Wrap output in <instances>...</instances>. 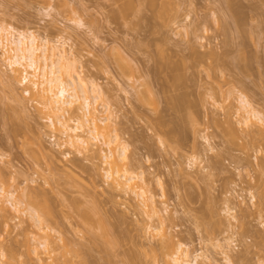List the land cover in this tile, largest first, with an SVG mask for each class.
Listing matches in <instances>:
<instances>
[{
    "label": "rangeland",
    "instance_id": "374dc122",
    "mask_svg": "<svg viewBox=\"0 0 264 264\" xmlns=\"http://www.w3.org/2000/svg\"><path fill=\"white\" fill-rule=\"evenodd\" d=\"M0 26L65 43L75 74L103 91L96 102L113 111L129 170L143 172L137 182L163 222L111 189L97 154L107 146L79 154L63 144L0 47V187L66 244L40 246L29 213L8 205L0 264H171L167 238L197 255L193 264H264V126L242 124L238 100L246 94L264 115V0H0ZM210 51L227 61L223 74L195 61ZM78 105L71 125L85 120Z\"/></svg>",
    "mask_w": 264,
    "mask_h": 264
},
{
    "label": "bare ground",
    "instance_id": "6f19581e",
    "mask_svg": "<svg viewBox=\"0 0 264 264\" xmlns=\"http://www.w3.org/2000/svg\"><path fill=\"white\" fill-rule=\"evenodd\" d=\"M132 8V3H128L126 8L122 9V13L127 14ZM64 44L61 41L51 40L46 36H42V39H40L33 31L19 32L13 26H0V47L4 50L6 62L11 67L15 77L21 74V82L35 89L34 91L30 89L32 87L29 88L32 90V96L47 111L51 126L57 127L64 136L65 142L63 144L74 148L79 154L91 152L92 147L98 145V142L107 146L108 151L102 148L97 154L109 165L106 170V178L112 180L110 183L111 189L117 194H133L136 199H142V202L139 201V203H142L141 205L150 209V211L144 210L140 206L141 210L147 214L150 220L158 218L162 225L160 211L152 205L153 203L150 204L153 197H149L144 186L137 182V180L145 181L143 172L131 173L129 170L132 161L128 151L129 145L123 143L121 135L123 131L117 127L113 111L108 106L96 102L103 100V91L98 84L92 82L88 85L80 76L75 74L73 65L68 64ZM203 54L199 55L194 52L195 61L198 64L207 63L214 68L215 72L218 71L223 74L225 68L228 67V65H225L227 61L224 56L216 51ZM124 65L123 62L121 66L124 68L126 66ZM126 68H129V66ZM247 68L248 65L243 67L245 75ZM176 97H174V100L178 101L177 106L182 105V103L180 104L181 101H186L179 98L180 96ZM238 100L241 101L239 111H243L241 123L247 128L258 126V123L261 127L264 126V115L254 108L248 96L241 93ZM77 103H79L77 109L83 112L85 120L82 121L83 119L78 116L74 119L75 125H71L72 118L68 115L71 114ZM101 106L105 108L103 110L99 109ZM178 107L181 108V106ZM119 130L122 132L120 133ZM226 130L231 141L238 139V133L233 126ZM259 131L262 133L261 130ZM254 133L259 132L254 131ZM22 193L24 196L25 192ZM17 196L13 190L0 187V213L4 214L8 211L6 208L8 205L17 213H29L30 219L34 223L33 226L36 225L35 227L38 228L39 232H42L41 236L39 235L42 240L38 241L40 246L48 251H55L66 246V244L60 246L51 239L52 235L49 232L53 229L44 224L47 221L46 217L38 214L35 208L30 206V208H25L24 211L21 210V207L24 206L23 199L18 200ZM262 198L264 199V193ZM103 233L105 236L109 235L106 230H103ZM160 247L161 252L163 251L164 255L170 257L171 264H193V261L198 259L197 255L192 257L189 250L183 248L181 242L173 243L171 239L167 238L161 243ZM228 261H230L229 257Z\"/></svg>",
    "mask_w": 264,
    "mask_h": 264
}]
</instances>
